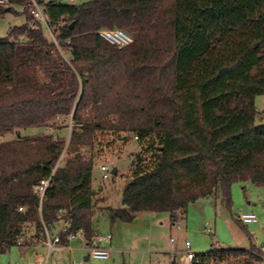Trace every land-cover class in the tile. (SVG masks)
Here are the masks:
<instances>
[{
    "label": "trees",
    "instance_id": "obj_1",
    "mask_svg": "<svg viewBox=\"0 0 264 264\" xmlns=\"http://www.w3.org/2000/svg\"><path fill=\"white\" fill-rule=\"evenodd\" d=\"M29 1L0 4L21 3L25 17L0 35V134L58 128L55 115L71 125L67 137L38 130L0 140V250L28 244L16 242L23 222L37 234L59 208L68 218L59 242L81 227L89 243L101 185L91 186V168L128 135L136 148L119 204L98 207L109 224L162 210L173 222L206 195L229 207L236 179L264 186V120H254L253 103L264 93V0H36L56 43L32 19ZM114 26L131 40L96 32ZM46 176L38 201L32 186ZM258 252L252 243L210 244L187 264H253Z\"/></svg>",
    "mask_w": 264,
    "mask_h": 264
},
{
    "label": "rangeland",
    "instance_id": "obj_2",
    "mask_svg": "<svg viewBox=\"0 0 264 264\" xmlns=\"http://www.w3.org/2000/svg\"><path fill=\"white\" fill-rule=\"evenodd\" d=\"M1 5L3 7L6 4ZM9 5L10 9L0 11V35L5 34L10 26L23 22L25 18L21 11V3L14 2ZM124 30L131 37L133 36L131 32ZM253 103L254 120H264V93H256ZM58 118L60 124L58 128L52 127L48 130L45 126L14 127L10 131L1 133L0 140L19 134H33L38 130L66 137L68 117ZM135 148L133 137L128 135L123 143H116L105 149L91 168V186L94 187L101 182L96 194L95 207L90 216L91 223L98 227L99 232L110 231L111 237L106 244L108 256L104 259L88 257V264H163L172 256L182 262L183 239L188 240L189 250L193 252L205 250L210 244L247 247L250 243L258 246L264 241V186L255 184L249 179H236L230 183L229 207L222 202L219 194L206 195L189 201L182 216L172 223L168 220L167 212L162 210L141 211L128 221L116 219L109 224L106 213L98 207L103 204H119V190L123 182V174L128 167L129 152ZM99 162L107 163L110 167L115 166V173L101 178L97 167ZM244 211H252L256 219L241 222L236 214ZM59 222L60 219L55 221L54 228ZM24 229L29 233L33 232L32 226ZM27 236L23 235L22 240L28 241V245L31 246H28L25 252L17 245H10L0 250V264H71L73 260L82 258V254L85 253L79 235L68 241L71 249H66L60 243L46 248L41 242L39 233L35 234V237ZM169 237H172V241ZM35 252L42 254L41 261L28 259V255H34ZM216 264H236V262L222 261ZM259 264L264 262L261 261Z\"/></svg>",
    "mask_w": 264,
    "mask_h": 264
},
{
    "label": "built area",
    "instance_id": "obj_3",
    "mask_svg": "<svg viewBox=\"0 0 264 264\" xmlns=\"http://www.w3.org/2000/svg\"><path fill=\"white\" fill-rule=\"evenodd\" d=\"M7 0H0V4L6 3ZM29 13L32 17V19L36 20L39 22V24L42 26L43 30L45 31L46 35L53 40L56 43V39L54 38L52 31L49 27V22L47 18V14L44 11V9L41 7V5L36 1V0H30L29 1V6H28ZM96 32L103 37L105 40L109 42H114L117 44H124L128 41L131 40V36L121 27H99L96 29ZM19 37H21V34H19ZM67 40V38H65ZM59 116L55 115L54 116V121L58 122L59 121ZM71 125L70 118L68 117V122H67V134L69 131ZM45 127L50 130L52 126L50 124H46ZM67 137V135H66ZM63 155V149L60 150L58 153V156L55 160V164L61 159ZM97 167L100 171V177L105 178L108 177L111 172H110V166L107 163L104 162H99L97 163ZM48 180V176L42 177L38 180L37 183H35L32 186L33 192L36 194L38 201L42 197L43 189ZM17 209H22L21 205L17 206ZM57 219H60V222L56 224V228H54V223L51 226H45L43 223L41 225V229L38 230L37 233L41 235V242L46 246V248H50L55 245V243H60L59 242V233L63 230L68 225V218L63 217V210L59 208L56 213H55ZM237 218L241 222H248V221H253L256 219L255 214L252 211H244V212H238L236 214ZM178 226V224H175ZM32 224L29 221H24L23 222V227L22 230L19 231L16 235V242L22 241L23 235H28V238L35 237V232L33 229V232L29 233L25 231L24 228L30 227ZM33 228V226H32ZM81 227H75L69 231H67L64 236H63V242L60 244H63L66 249H70V246L68 245V241L75 237L76 235H79L81 237ZM111 233L110 231H105V232H99V231H93L91 234L90 238L91 241L89 243L84 242L83 238V245L85 248V257L84 258H79L75 259L71 262V264H88L87 259L88 257H93V258H99V259H104L108 256V246L106 245L107 242L110 240ZM169 240L172 241V237H169ZM183 245V252H182V263L187 264L191 259H196L195 258V252L192 250H189V242L187 239H183L182 241ZM258 248L260 252H258L259 257L255 258L253 260V264H259L261 261L264 262V248L261 245H258ZM42 260V254L41 258H39V261ZM209 264H213L212 260H209Z\"/></svg>",
    "mask_w": 264,
    "mask_h": 264
},
{
    "label": "crops",
    "instance_id": "obj_4",
    "mask_svg": "<svg viewBox=\"0 0 264 264\" xmlns=\"http://www.w3.org/2000/svg\"><path fill=\"white\" fill-rule=\"evenodd\" d=\"M5 10H6V8H5ZM166 212H167V211H166ZM169 222H170V221H169ZM170 223H172V222H170ZM93 228H94L95 231H98V227H97V226L93 225ZM109 241H110V240H109ZM109 241H108V243H109ZM82 244H84V243H83V240H82ZM68 245H69V243H68ZM28 246H31V245H28V244L24 245V246L22 247V251L25 252V250L27 249ZM70 249H71V247H70ZM83 255H84V253L82 254V256H83ZM172 257H174V256H172ZM39 258H41V253H40V252H37V253L35 252L34 255H33V254H29V255H28V259H29V260L36 259L37 261H39ZM170 259H171V257L168 259L167 263L170 261Z\"/></svg>",
    "mask_w": 264,
    "mask_h": 264
},
{
    "label": "water",
    "instance_id": "obj_5",
    "mask_svg": "<svg viewBox=\"0 0 264 264\" xmlns=\"http://www.w3.org/2000/svg\"><path fill=\"white\" fill-rule=\"evenodd\" d=\"M71 21H69V25H71ZM110 172L111 173H114L115 172V166H111L110 167ZM85 257V255H83L82 256V258H84ZM169 264H184V263H182V262H179V261H177L174 257H171V259H170V261L168 262Z\"/></svg>",
    "mask_w": 264,
    "mask_h": 264
}]
</instances>
